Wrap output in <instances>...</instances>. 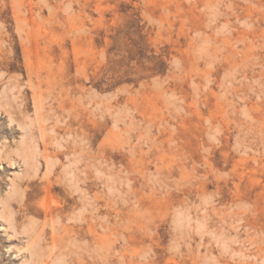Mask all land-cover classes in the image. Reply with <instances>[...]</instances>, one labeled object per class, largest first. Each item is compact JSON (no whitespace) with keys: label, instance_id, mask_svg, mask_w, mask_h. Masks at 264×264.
Returning <instances> with one entry per match:
<instances>
[{"label":"rangeland","instance_id":"rangeland-1","mask_svg":"<svg viewBox=\"0 0 264 264\" xmlns=\"http://www.w3.org/2000/svg\"><path fill=\"white\" fill-rule=\"evenodd\" d=\"M0 264H264V0H0Z\"/></svg>","mask_w":264,"mask_h":264}]
</instances>
